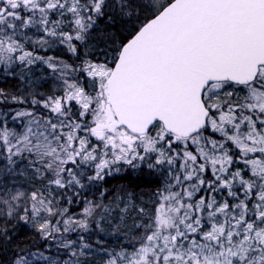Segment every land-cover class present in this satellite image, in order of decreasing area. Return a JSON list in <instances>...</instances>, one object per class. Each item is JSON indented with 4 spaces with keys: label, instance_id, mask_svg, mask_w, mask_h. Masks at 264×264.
Masks as SVG:
<instances>
[{
    "label": "snow or ice",
    "instance_id": "6c2138e0",
    "mask_svg": "<svg viewBox=\"0 0 264 264\" xmlns=\"http://www.w3.org/2000/svg\"><path fill=\"white\" fill-rule=\"evenodd\" d=\"M9 81L6 264H264V0H0Z\"/></svg>",
    "mask_w": 264,
    "mask_h": 264
},
{
    "label": "trees",
    "instance_id": "16d2710c",
    "mask_svg": "<svg viewBox=\"0 0 264 264\" xmlns=\"http://www.w3.org/2000/svg\"><path fill=\"white\" fill-rule=\"evenodd\" d=\"M99 27L106 28L107 26L103 21H101L99 22ZM100 42L103 43V40H101ZM55 54L58 56H65V58H67L66 54L62 51L58 50ZM15 86L16 84L13 81H9L8 84L0 83V87H10L14 89ZM121 185L128 187L130 190H135L138 195L142 193L144 196L150 195V192L155 189V185H149L146 181L134 178V174H132L131 172L122 176H116L109 180V186L112 188H118ZM15 228L16 231L13 233V238L10 244L7 246V250L0 251V259H2L5 264L9 259L12 248H15L17 246L24 247L26 245L43 243L39 240L38 235L35 233L34 229L31 226L25 225L23 224V222H20L19 224L15 225Z\"/></svg>",
    "mask_w": 264,
    "mask_h": 264
}]
</instances>
